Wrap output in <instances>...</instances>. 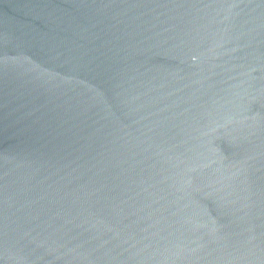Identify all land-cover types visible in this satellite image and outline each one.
<instances>
[{
  "label": "water",
  "instance_id": "1",
  "mask_svg": "<svg viewBox=\"0 0 264 264\" xmlns=\"http://www.w3.org/2000/svg\"><path fill=\"white\" fill-rule=\"evenodd\" d=\"M0 264H264V0H0Z\"/></svg>",
  "mask_w": 264,
  "mask_h": 264
}]
</instances>
